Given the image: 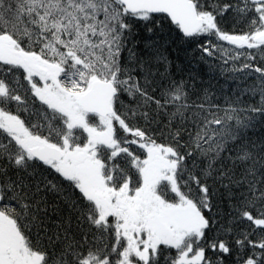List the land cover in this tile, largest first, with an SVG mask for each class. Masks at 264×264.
<instances>
[{
	"label": "snow or ice",
	"instance_id": "6c2138e0",
	"mask_svg": "<svg viewBox=\"0 0 264 264\" xmlns=\"http://www.w3.org/2000/svg\"><path fill=\"white\" fill-rule=\"evenodd\" d=\"M165 28L254 82L196 92ZM257 121L264 0H0V264H264Z\"/></svg>",
	"mask_w": 264,
	"mask_h": 264
},
{
	"label": "trees",
	"instance_id": "16d2710c",
	"mask_svg": "<svg viewBox=\"0 0 264 264\" xmlns=\"http://www.w3.org/2000/svg\"><path fill=\"white\" fill-rule=\"evenodd\" d=\"M222 27L231 30L232 24L226 21ZM139 36L136 39H146L148 34L138 29ZM165 28L164 38L168 43L165 48L169 64V72L175 79H182L194 85L196 92L207 90L217 103L226 106V101H233L242 88L254 82V76L242 77L240 73H232L219 58L204 57L195 44H189L180 38V34L172 29ZM213 42L216 43L215 39ZM226 44V42H223ZM163 71V69H161ZM243 103H254L248 96H241ZM249 135L253 140L264 138V123L257 121L255 128L251 129ZM226 211V209H223Z\"/></svg>",
	"mask_w": 264,
	"mask_h": 264
},
{
	"label": "rangeland",
	"instance_id": "374dc122",
	"mask_svg": "<svg viewBox=\"0 0 264 264\" xmlns=\"http://www.w3.org/2000/svg\"><path fill=\"white\" fill-rule=\"evenodd\" d=\"M222 43H223V42H222ZM225 45H226V44H225ZM226 47L231 48L232 46H227V45H226Z\"/></svg>",
	"mask_w": 264,
	"mask_h": 264
},
{
	"label": "flooded vegetation",
	"instance_id": "af4514ba",
	"mask_svg": "<svg viewBox=\"0 0 264 264\" xmlns=\"http://www.w3.org/2000/svg\"><path fill=\"white\" fill-rule=\"evenodd\" d=\"M254 51V50H253Z\"/></svg>",
	"mask_w": 264,
	"mask_h": 264
}]
</instances>
